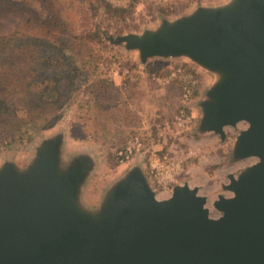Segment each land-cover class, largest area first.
<instances>
[{"label":"water","instance_id":"1","mask_svg":"<svg viewBox=\"0 0 264 264\" xmlns=\"http://www.w3.org/2000/svg\"><path fill=\"white\" fill-rule=\"evenodd\" d=\"M113 44L153 57H188L215 73L201 102L199 130L245 121L232 155L257 161L230 175L211 216L188 182L160 199L133 166L99 202L83 200L94 160L64 161V133L44 139L25 168L0 167V264H264V0L199 6L140 33H110Z\"/></svg>","mask_w":264,"mask_h":264},{"label":"rangeland","instance_id":"2","mask_svg":"<svg viewBox=\"0 0 264 264\" xmlns=\"http://www.w3.org/2000/svg\"><path fill=\"white\" fill-rule=\"evenodd\" d=\"M27 1L41 11L37 0ZM106 1L112 6L111 11L100 7L95 17L91 13L90 17L99 23L101 31L122 34L153 29L164 19H175L199 6L223 5L231 0ZM49 3H54L55 7H67L70 0H49ZM105 41L109 45L100 48L102 60L99 67L109 70L120 86L119 113L104 117L99 109L74 102L66 108L55 126L34 132L32 140L1 145L0 167L7 161L21 168L27 167L41 142L62 132L64 161L82 153L93 157L95 165L83 187L84 202L93 206L107 188L133 166L143 167L153 183L148 154L156 150L183 160V172L176 183L188 182L190 186L198 187L199 193L207 196L210 213H216L213 201L220 194H232L225 187L230 182V175L238 176L241 170L257 160L254 157L235 159L232 155L236 136L239 130L247 127L246 122L227 126L224 138L219 133L198 128L201 102L217 80V75L185 56L153 57L142 64L137 51L113 44L107 38ZM135 62L137 67L132 66ZM177 67L193 72L196 77L197 84L190 100L183 98L180 80L168 79ZM99 74L97 71L91 77L95 80V77L102 76ZM90 84L92 78L85 85L82 83L83 90L80 88L78 98L92 96L88 92ZM179 115L185 116L186 121L178 122ZM133 136L143 140L144 151L126 162L118 161V148Z\"/></svg>","mask_w":264,"mask_h":264},{"label":"trees","instance_id":"3","mask_svg":"<svg viewBox=\"0 0 264 264\" xmlns=\"http://www.w3.org/2000/svg\"><path fill=\"white\" fill-rule=\"evenodd\" d=\"M37 1L41 11L27 0H0V146L32 140L74 102L104 117L121 108L120 86L99 67L100 48L109 45L106 36L113 32L101 31L90 17L112 6L106 0H70L67 7ZM97 71L102 76L93 80ZM91 78L92 96L78 98Z\"/></svg>","mask_w":264,"mask_h":264},{"label":"built area","instance_id":"4","mask_svg":"<svg viewBox=\"0 0 264 264\" xmlns=\"http://www.w3.org/2000/svg\"><path fill=\"white\" fill-rule=\"evenodd\" d=\"M115 73L117 74L118 72L115 71ZM168 79L180 80L182 96L185 100H190L193 97L197 84L193 72L182 67H177L168 75ZM178 120V122H182L186 121V118L183 115H179ZM242 122L245 123V121ZM240 123L241 122H239V124ZM144 149L145 144L143 140L138 136H133L118 148L117 159L120 162H126L136 154L143 152ZM148 165L151 178L157 191V197L160 199L170 197L173 186L183 172V160L171 154H161L156 150H152L148 154ZM219 215H221V212L218 210H216V213L211 214L213 217H218Z\"/></svg>","mask_w":264,"mask_h":264},{"label":"crops","instance_id":"5","mask_svg":"<svg viewBox=\"0 0 264 264\" xmlns=\"http://www.w3.org/2000/svg\"><path fill=\"white\" fill-rule=\"evenodd\" d=\"M151 180V179H150ZM99 201V200H98ZM97 204V203H96Z\"/></svg>","mask_w":264,"mask_h":264}]
</instances>
